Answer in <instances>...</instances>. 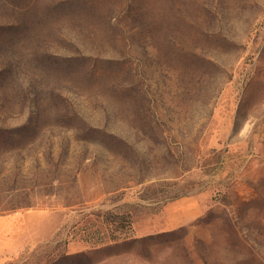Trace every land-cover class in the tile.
I'll return each instance as SVG.
<instances>
[{
    "label": "rangeland",
    "instance_id": "1",
    "mask_svg": "<svg viewBox=\"0 0 264 264\" xmlns=\"http://www.w3.org/2000/svg\"><path fill=\"white\" fill-rule=\"evenodd\" d=\"M13 214L6 264H264V0H0Z\"/></svg>",
    "mask_w": 264,
    "mask_h": 264
},
{
    "label": "crops",
    "instance_id": "2",
    "mask_svg": "<svg viewBox=\"0 0 264 264\" xmlns=\"http://www.w3.org/2000/svg\"><path fill=\"white\" fill-rule=\"evenodd\" d=\"M193 215L182 219L178 215V220L174 226L179 227L189 220L197 218L201 215L200 208L197 203ZM21 215L13 214L7 216H0V264H6L14 259L17 252L21 251L22 233H21Z\"/></svg>",
    "mask_w": 264,
    "mask_h": 264
}]
</instances>
